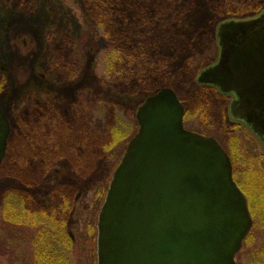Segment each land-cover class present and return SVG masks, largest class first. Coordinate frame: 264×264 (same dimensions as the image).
<instances>
[{
    "label": "rangeland",
    "instance_id": "374dc122",
    "mask_svg": "<svg viewBox=\"0 0 264 264\" xmlns=\"http://www.w3.org/2000/svg\"><path fill=\"white\" fill-rule=\"evenodd\" d=\"M131 1L133 7L151 9L140 19L129 11L124 17L129 27L153 18L147 40H160L165 29L176 45L172 59L164 60L166 50L160 48L148 52L149 58L135 57V66L122 53L130 62L127 68L153 67L154 75L148 69L138 84L128 81L129 76L117 75L114 81L106 74V9L107 15L94 20L85 0H0V108L11 125L10 149L0 164V264H38V256L62 264H97L98 216L113 172L138 132V108L164 88L175 90L182 101L185 129L215 138L234 155L237 180L255 196L250 200L255 211L251 236L236 261L264 264V178L252 175L264 171L263 147L231 116L232 97L197 81L218 61V26L232 17L219 18L206 2L197 1L190 16L175 21L182 16L183 0ZM243 1L251 5L258 0ZM144 32L140 27L139 34ZM181 45L185 49L179 51ZM23 181L41 205L68 209L67 224H47L57 232L43 252L33 241L38 226L11 224L5 218L10 202L18 199L14 189Z\"/></svg>",
    "mask_w": 264,
    "mask_h": 264
},
{
    "label": "water",
    "instance_id": "95a60500",
    "mask_svg": "<svg viewBox=\"0 0 264 264\" xmlns=\"http://www.w3.org/2000/svg\"><path fill=\"white\" fill-rule=\"evenodd\" d=\"M264 14L219 26L220 57L198 83L235 93L231 115L264 136ZM232 38H237L232 42ZM175 91L147 97L97 222V264H237L253 228L229 155L184 127ZM11 126L0 108V164Z\"/></svg>",
    "mask_w": 264,
    "mask_h": 264
},
{
    "label": "trees",
    "instance_id": "16d2710c",
    "mask_svg": "<svg viewBox=\"0 0 264 264\" xmlns=\"http://www.w3.org/2000/svg\"><path fill=\"white\" fill-rule=\"evenodd\" d=\"M86 1V7L88 9V13L90 15V18H93L96 20L97 18H101L104 15H107L106 12L110 13L109 21H110V28L109 31H106L107 27L105 28V32L102 33L107 38L108 42L107 46H109V49L106 50V58L105 62L107 64V72L106 74L110 79L117 81L116 77L117 75H120L121 77L124 76V79H126L127 76H129L128 81L136 82L138 84L143 79L146 78V72L149 70L150 74L154 75L153 67L152 69L149 67H146L144 69L136 68L130 69L129 66L127 68V63L132 62V65L135 66L137 63L135 62L137 59L135 57L143 58H149L148 52L157 53L159 52L160 48H163V50H166L162 53L164 60L172 59L176 54V45H174V38H172V33H166V30L160 31V34H158V39H156L153 42H149L147 40L148 33H151L152 25L154 23L153 18H148L146 21L142 23L143 31L146 30V32L140 33V27H129V23L127 19L124 17L128 16V12L132 11V13L137 14L138 19L143 18L146 11L148 12L151 9V6H140V7H133L130 3H135L131 0L127 3L128 0H85ZM201 2V3H207L208 9L210 11H216L219 18L223 17H229L231 20H236L237 18H244L248 16H252L255 14H258L262 10H264V0H258L256 3L253 2L251 5H244L243 0H183V8H182V16L179 19H175V21H181L184 20L187 16H190L189 10L192 9L195 2ZM222 2V5H221ZM220 3V4H219ZM106 9V12L104 11ZM150 15V14H147ZM161 18L157 17V21H159ZM121 20V22H119ZM106 23V22H105ZM105 23H102V26L105 25ZM108 26V24H106ZM138 25V24H137ZM113 26V28H112ZM125 26V27H124ZM144 26V27H143ZM124 27V28H121ZM112 28V30H111ZM135 29V30H134ZM120 30V31H119ZM185 41V40H183ZM169 46H162L163 43H166ZM185 45H181L182 48ZM130 50V51H129ZM167 50L170 51V53L167 52ZM122 53L127 55L130 58V62L124 61V57H122ZM149 64V63H148ZM131 67V66H130ZM127 68V69H126ZM132 68V67H131ZM130 72V73H129ZM160 73V72H159ZM145 74V75H144ZM116 76V77H115ZM234 160V155L231 154ZM234 163V162H233ZM253 169V168H251ZM254 171V169H253ZM257 171L252 172V175L259 176V180H261L260 177L261 173H256ZM235 180L240 186V188L243 190V192L246 194L249 202V207L251 214L254 218V209L252 207V203L250 202L251 198L255 197L253 195V192L249 190L250 188H246L244 185H242L239 180H237L236 173H235ZM264 180V179H263ZM25 181H23L24 183ZM24 184L18 185V190L14 189L17 194L18 199H14L10 202V212L9 215L6 216V220L11 224L16 225H26L30 228H36V223L39 221V218L37 217L38 210L35 209L36 203L35 201H27L26 199H23L24 190H22L25 187ZM264 185V184H263ZM264 188V186H263ZM18 192V193H17ZM261 198L264 197V190H261ZM253 195V196H252ZM255 199H258L257 197ZM23 212V215H22ZM9 217V218H8ZM56 221V220H55ZM58 222V221H57ZM39 230V229H38ZM36 230V235L39 233V231ZM59 232V231H58ZM61 235V234H58ZM250 235L247 237L246 241L250 239ZM37 247H36V246ZM34 246L39 249V252H43L47 248H50V243H41L37 237L34 239ZM264 254V249H263ZM60 259L53 260L51 257H45V256H38V264H62ZM264 261V256L263 260ZM259 264H262L259 262Z\"/></svg>",
    "mask_w": 264,
    "mask_h": 264
},
{
    "label": "flooded vegetation",
    "instance_id": "af4514ba",
    "mask_svg": "<svg viewBox=\"0 0 264 264\" xmlns=\"http://www.w3.org/2000/svg\"><path fill=\"white\" fill-rule=\"evenodd\" d=\"M263 14H264V10H262L258 14L252 15L251 18H249V19H245V20L236 19L235 21H237V20L238 21L255 20V19L260 18V16H262ZM229 21H234V20H229ZM261 27H264V19H263V23H262V26ZM218 30H219V26H218ZM235 40H237V38H232V42H235ZM216 63H217V61H216ZM262 87L264 88V84H262ZM213 88H215V87L213 86ZM229 95L232 97L231 103H230V112H231V105L233 104L234 101L237 100V96H236V94L234 92L233 93L232 92L229 93ZM235 120L237 121L236 123H239L240 125H243L244 127L247 128V130H249V132L261 144V146L263 147V151H264V136L262 138H260L256 133H254V131L252 130L251 126L247 125V123H245L244 121L239 120V119H235ZM10 134H11V131H10ZM9 137H10V135H9ZM8 141H9V139H8ZM9 149H10V147L8 145V142H7V151H6L5 159H6L7 155H8ZM226 152L228 153V155L230 157V160H231V163H232V166H233V176H234L235 175V169H234L233 157L231 156L230 152H228V151H226ZM261 174H262V176L264 178V171L261 172ZM234 179H235V176H234ZM235 182H236V180H235ZM237 185H238V183H237ZM31 189L32 188L30 186L25 185V187L23 188V190H24L23 191L24 192L23 199H26L29 202L35 200V202H38V204H39V208L37 209L38 210L37 217L39 218V221L36 223V226H38V228H39V230L37 229L39 231V233L37 234V236L34 237V239L37 237V239H39V241H40V244L43 243V242L45 243L47 240L52 241V239H53V232L54 231L57 232V231L55 229H53V228H50L48 230L47 224L48 223L49 224L52 223L53 225H57V226H61V227L64 226L65 223L67 224V217L68 216L66 214L67 213L66 211L68 209L67 208H62V207L59 208V206H56V204L54 206L50 207V208H49V206L47 204H42L41 205L39 203V199H35L34 197H32V194H31V191L32 190ZM245 196H246V194H245ZM79 197H80V195H78V197H77L76 200H78ZM49 198L52 199L51 197H49ZM50 203H48V204H50ZM22 215H23V212H22ZM59 234H61V232H59ZM60 236L63 237L62 234ZM69 236L71 237L72 240H75L74 239V236H73V234L71 232L69 233ZM64 237H63V239L65 240ZM34 239H33V241H34ZM63 242H67V241L65 240Z\"/></svg>",
    "mask_w": 264,
    "mask_h": 264
}]
</instances>
